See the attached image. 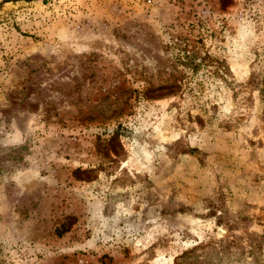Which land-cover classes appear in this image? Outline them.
Listing matches in <instances>:
<instances>
[{
    "label": "rangeland",
    "instance_id": "rangeland-1",
    "mask_svg": "<svg viewBox=\"0 0 264 264\" xmlns=\"http://www.w3.org/2000/svg\"><path fill=\"white\" fill-rule=\"evenodd\" d=\"M0 264H264V0H0Z\"/></svg>",
    "mask_w": 264,
    "mask_h": 264
}]
</instances>
